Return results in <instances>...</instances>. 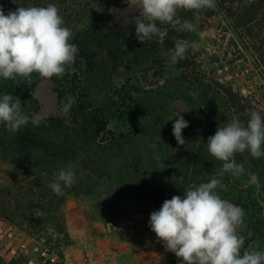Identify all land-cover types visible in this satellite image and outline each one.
Here are the masks:
<instances>
[{"label": "rangeland", "instance_id": "1", "mask_svg": "<svg viewBox=\"0 0 264 264\" xmlns=\"http://www.w3.org/2000/svg\"><path fill=\"white\" fill-rule=\"evenodd\" d=\"M49 3L56 4L65 26L73 32L90 28L122 35L135 30L134 24H124L126 17L138 15L132 13L127 0H0L5 14L18 6ZM178 17L196 25L195 32L180 33L195 48L179 63L169 61L166 47L155 38L137 56L127 55L125 49L112 53L95 50L93 56L106 70L86 72L83 68L81 73L94 102L104 105L110 92L123 85L130 90L131 99L115 104V117L108 127L117 142L95 152L87 149L71 164L76 183L63 190L62 234L50 228L40 210L32 209L33 215L25 216L20 226L0 215L3 260L111 264L120 249L136 247L142 235L149 233V241L154 238L150 214L165 200L183 197L189 184L208 182L222 166L206 145L219 125L234 117L246 125L254 110L264 117V0H217L215 10L180 11ZM158 26L167 31L171 27L159 22ZM31 80H38L32 95L41 119L62 117L52 82L37 73ZM221 86L246 99L241 103L244 111L229 103ZM177 115L189 123L182 131L184 145H178L172 133ZM235 159L244 164L245 174L220 177L227 190L217 192L245 209L244 222L238 228L245 237L242 251L264 250V156L252 158L245 151ZM248 172L258 175L260 188L244 186ZM16 177L14 166L0 161V190L9 188ZM80 187L91 194L75 195L74 188ZM162 250L179 263L163 243Z\"/></svg>", "mask_w": 264, "mask_h": 264}, {"label": "clouds", "instance_id": "2", "mask_svg": "<svg viewBox=\"0 0 264 264\" xmlns=\"http://www.w3.org/2000/svg\"><path fill=\"white\" fill-rule=\"evenodd\" d=\"M15 3V0H13ZM133 9L131 19L124 24L135 25L137 40L144 44L154 38L163 41L170 25L176 33H193L196 25L191 20L181 21L180 11L215 10L217 0H127ZM128 7V8H129ZM73 31L65 26V20L54 3L46 6H18L5 14L0 5V77L31 81L33 73L41 78L62 77L76 73L74 67L78 46L71 43ZM168 49V59L176 64L187 59L195 43L180 36H173ZM75 103L69 95L63 101L62 112L68 115ZM18 96L10 93L0 96V124L16 133L29 123L39 126L38 114L31 116L23 111ZM176 117L172 133L178 145H184L182 131L189 126L182 115ZM169 117L168 120H172ZM207 151L222 166L208 182L189 184L183 197L174 195L165 200L158 211L150 214L149 226L166 251L178 258L179 264H264V250L243 249L245 237L238 233L246 215L245 209L223 199L217 189L227 190L220 179L225 174L240 177L245 174L243 163H237L236 154L249 152L252 158L264 156V117L252 111L246 125L238 117L208 137ZM248 185L260 188L256 173L248 172ZM76 183V172L71 164L54 173V181L48 185L56 195H63L64 188ZM249 236L252 233L248 234Z\"/></svg>", "mask_w": 264, "mask_h": 264}, {"label": "trees", "instance_id": "3", "mask_svg": "<svg viewBox=\"0 0 264 264\" xmlns=\"http://www.w3.org/2000/svg\"><path fill=\"white\" fill-rule=\"evenodd\" d=\"M71 43L78 46V54L74 67L76 73H67L62 77L49 79L56 94V105L62 111V104L66 97L71 95L75 103L68 115L51 116L41 119L39 126L29 123L16 133L9 132L0 124V161L14 166L17 177L9 188L0 190V215L19 226L23 224L25 216H32L33 210H40L43 220L48 221L50 228L57 234H62L63 212L61 206L63 195H56L48 187L53 182L54 173L61 167L80 160L83 153L95 152L104 145L117 142V137L108 129L115 117L113 111L118 102L126 103L131 99L130 90L123 85L110 92V98L104 105H97L92 99L88 88L81 79L82 69L86 72H104L99 60L94 55L96 49H104L109 53L125 49L126 54L137 56L151 43H140L135 30L128 33L114 35L97 29L85 28L74 31ZM173 36L180 33L170 29L163 41H160L168 51L174 47ZM36 81H26L23 78L5 80L0 77V96L10 93L21 100L23 111L30 116L38 114L39 104L33 98V89ZM229 103L236 107L246 99L232 88L221 86ZM75 195L87 196L91 194L87 189L77 188ZM158 200V199H157ZM32 207H28L30 204ZM37 204V205H36ZM0 264H16L15 261L6 262L0 256Z\"/></svg>", "mask_w": 264, "mask_h": 264}, {"label": "crops", "instance_id": "4", "mask_svg": "<svg viewBox=\"0 0 264 264\" xmlns=\"http://www.w3.org/2000/svg\"><path fill=\"white\" fill-rule=\"evenodd\" d=\"M151 232L152 238L148 240L149 233L142 235L140 243L132 248L125 247L120 249L114 258L111 259V264H179L174 263V257L166 255L162 250V243ZM164 255V258H163ZM116 263H115V260ZM178 261V260H177Z\"/></svg>", "mask_w": 264, "mask_h": 264}, {"label": "built area", "instance_id": "5", "mask_svg": "<svg viewBox=\"0 0 264 264\" xmlns=\"http://www.w3.org/2000/svg\"><path fill=\"white\" fill-rule=\"evenodd\" d=\"M0 232H1V227H0Z\"/></svg>", "mask_w": 264, "mask_h": 264}]
</instances>
